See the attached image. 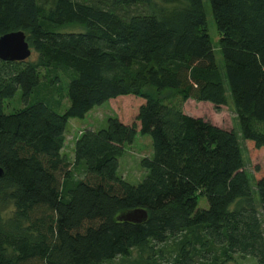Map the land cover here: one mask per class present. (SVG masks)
<instances>
[{
    "label": "trees",
    "instance_id": "1",
    "mask_svg": "<svg viewBox=\"0 0 264 264\" xmlns=\"http://www.w3.org/2000/svg\"><path fill=\"white\" fill-rule=\"evenodd\" d=\"M179 1L0 0V37L24 32L34 56L0 60V264H264V172L242 146L264 149V0H209L224 70L204 0ZM73 24L88 30L60 32ZM128 96L145 101L135 120L86 130L71 160L69 122ZM189 100L232 102L239 132L186 114ZM139 134L154 155L134 185L120 165ZM138 209L145 223L118 221Z\"/></svg>",
    "mask_w": 264,
    "mask_h": 264
},
{
    "label": "rangeland",
    "instance_id": "2",
    "mask_svg": "<svg viewBox=\"0 0 264 264\" xmlns=\"http://www.w3.org/2000/svg\"><path fill=\"white\" fill-rule=\"evenodd\" d=\"M204 3L207 12V28L214 47L216 61L220 69L224 70V58L219 44L220 35L213 18L210 1L204 0ZM186 5L187 3L181 0L169 5V7H185ZM87 30L86 26L73 24L61 28L60 32L84 33L87 32ZM147 92L153 97L167 103H176L181 100V98L178 97V92L172 90L158 93L156 89L150 87L147 89ZM144 102V99L140 97H121L117 100H112L106 102L102 106L96 107L84 120H71L67 127L64 153L72 160L75 143L78 138L86 130H100L106 128L110 117H118L125 123L132 122L135 120V116ZM24 106L25 104L22 100V94L21 91H19L15 98L7 101L5 112L7 114H12L24 108ZM183 109L186 114L192 117L202 118L218 127L239 132L240 127L237 120L236 110L232 102L227 106L222 107L220 110H217L211 103H198L189 100L184 102ZM248 143L244 141L242 142L248 172L255 175L258 167L262 168L264 172V149L259 150L260 153H257ZM153 155L154 149L151 137L139 134L134 143L126 147L124 157L121 160L120 174L131 184L137 185L141 183L147 175V170L143 167L142 161L144 159L152 158ZM198 202L199 208L208 209L209 205L207 198L202 194L199 195ZM139 261L137 254L134 253L132 258L128 260L119 259L113 264H139ZM236 264H257V262L253 257L237 256Z\"/></svg>",
    "mask_w": 264,
    "mask_h": 264
},
{
    "label": "water",
    "instance_id": "3",
    "mask_svg": "<svg viewBox=\"0 0 264 264\" xmlns=\"http://www.w3.org/2000/svg\"><path fill=\"white\" fill-rule=\"evenodd\" d=\"M33 51L24 32H14L0 37V60L4 62H25ZM5 173L0 167V183ZM148 212L143 209L129 211L118 217V221L143 224L148 220Z\"/></svg>",
    "mask_w": 264,
    "mask_h": 264
}]
</instances>
